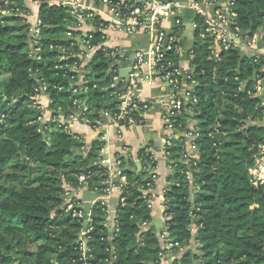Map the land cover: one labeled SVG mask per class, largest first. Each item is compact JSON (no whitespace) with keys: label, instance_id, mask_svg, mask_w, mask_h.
Segmentation results:
<instances>
[{"label":"trees","instance_id":"1","mask_svg":"<svg viewBox=\"0 0 264 264\" xmlns=\"http://www.w3.org/2000/svg\"><path fill=\"white\" fill-rule=\"evenodd\" d=\"M36 1L38 39L31 37L29 22L20 15L21 2L0 0V264H158L160 253L177 252L176 247L161 249L162 239L179 248L196 245L174 264H264V185L253 191L248 175L264 144V93L263 100L255 95L256 83L264 78V58L255 61L249 51L228 48L210 59L211 41H196L190 80L196 103L184 101L181 114L172 119L180 138L169 140L165 148L172 184L163 196L164 234L142 231L151 219L152 175L117 155L121 176L115 184L124 205L118 204L111 236L106 205L98 202L91 208L92 231L83 240V252L85 222L64 213V203L82 187L99 194L107 187V168L99 164L102 145L94 142L84 152L78 135L37 122L33 90L36 80L43 79L53 115L59 110L68 117L73 101L79 100L89 108L91 126L97 127L104 112L120 113L126 88L109 87L117 69L101 48L104 35L97 30L88 36L98 48L86 65L87 90L74 95L76 80L70 78L77 74L69 67L81 65L78 33L65 37L71 17L64 7ZM233 12V33L250 40L260 32L264 37V0H235ZM178 46L165 54L156 73L173 71L169 67L177 63ZM129 115L143 124L144 112ZM190 129L197 157L188 168L184 134ZM80 175L87 176L84 186Z\"/></svg>","mask_w":264,"mask_h":264},{"label":"built area","instance_id":"2","mask_svg":"<svg viewBox=\"0 0 264 264\" xmlns=\"http://www.w3.org/2000/svg\"><path fill=\"white\" fill-rule=\"evenodd\" d=\"M17 1L21 2L20 15L29 22L31 17L30 5L35 9H38V2L36 0ZM234 3L235 0H192L191 2L181 5L178 3V0H118L116 3H111L110 0H101L99 5L105 7L106 12L109 13L110 18L107 20L103 17L104 15L97 14L95 11L89 9H83L79 0H50V5L64 7L71 17L70 27L65 33V37L71 39L73 37V32L78 33L75 37L82 55L80 56V66L74 64L69 67V70L72 73L77 74V77L75 76V78H70V80L75 79V83L77 85L73 87L72 93L74 95H78L81 91L87 90V87H85L86 82L84 81L85 76L79 77V69L82 66V59L86 57L91 58L98 48V46L96 48L91 45V42L88 39V36L90 38V32L83 36V32L87 27L91 26L92 30H98L103 35L104 31L108 27L113 26L122 30L126 35H135L138 31L142 30L152 37V47L146 52L138 51L135 54V62L131 66V72L128 75L127 83L122 78L118 77V70L117 74L112 76L109 87L116 88L120 86L122 88L124 86L126 91L120 96V113L118 115H112L109 112L103 113V116L110 115L113 119V124L120 129L129 125H137L131 119L130 115L128 116V114L135 111L145 113V111L149 108L148 103L141 102L133 96L139 86V83L144 79L143 72L146 70L156 73L161 62L165 58V54L172 50V47L166 46L164 43V35L159 29L160 23L163 19L173 13H175L176 16H180L182 14V8L192 10L196 14V17L200 20V24H198L199 30L197 29L198 35L201 41H211L210 59H218L220 53L228 48L249 51L252 53L255 61H258L261 57L264 58V56L259 53V48L255 45L257 37L250 40L238 36L231 30L232 18H235V14L233 12ZM15 10L18 11V9ZM97 20L98 22H96ZM104 22L107 24L105 25ZM40 25L41 23L37 18L33 26H30L29 31L32 38H39ZM259 37L260 36H258V38ZM103 39L105 41V35ZM101 48H104L103 44L101 45ZM104 50H106L107 56L113 58V61L117 59L123 61L125 60V56L116 49L108 50L104 48ZM61 59L65 60L66 57L63 56ZM171 68L172 67H169V70H171ZM109 73H111L110 70H108V74ZM32 76H35L34 73ZM166 76L169 79L168 82L171 86L172 95L170 96L171 98L167 104L163 118L166 123L165 128L175 130L172 119L181 114L184 101H192V103L195 104L196 99L193 97V88L191 91L183 95L181 94L180 82L177 79L178 77L174 76L172 71H170V73H166ZM151 80L152 78L148 77L147 82H150ZM261 81H264V78L258 81L259 87L255 88L256 97L258 92L264 90V87L261 85ZM36 83L37 86L33 90L34 94L31 98V105L36 110L40 111V115L36 120L37 122L54 123L57 128H62L67 132H71L72 127L79 124L96 128L91 126L90 120L88 119V114L90 113L88 106L80 103L79 100L73 101L74 112L68 117H64L59 110L56 111L57 114L53 115V112L48 109L49 100L46 84L41 78H38ZM191 84L194 86V82H191ZM126 115L127 117H125ZM184 137L188 140L187 148L190 152L188 150L186 151L190 154L188 155L186 152V155L183 157V161L189 165L191 160L197 157L196 146L194 144L196 135L193 129H190L189 132L184 134ZM169 144V141H167L166 146H169ZM258 148V155L252 161L248 169L250 182L255 188H260L264 185V144L259 145ZM166 155L167 154L165 152V156ZM99 164L107 168L108 185L103 189L101 194H99L100 197L97 200V203L100 202L102 205H107L108 199L118 194L119 203L124 205V199L121 198L120 187L115 184L121 176V162L116 156L114 159L101 158V160H99ZM114 168L116 169L115 171ZM152 178L154 179V175H152ZM86 179L87 176L80 175L79 184L84 186ZM143 193H146V191H143ZM147 207L149 209L152 207L151 198L148 200ZM80 208L79 202L72 199L64 206V213H69L72 218L82 220L83 223H86L85 229L80 237V240L82 241L81 250L85 252L86 247L83 240L92 231V226L90 225V215H85ZM173 247L179 248V245L177 243L168 245V249ZM165 254L166 253H160L159 256H163Z\"/></svg>","mask_w":264,"mask_h":264},{"label":"crops","instance_id":"3","mask_svg":"<svg viewBox=\"0 0 264 264\" xmlns=\"http://www.w3.org/2000/svg\"><path fill=\"white\" fill-rule=\"evenodd\" d=\"M83 9L95 11L97 14L104 15L107 20L110 18L109 13L106 12L105 7L100 6L95 0H79ZM192 0H178V3L191 2ZM182 14L176 16L175 13L163 19L160 23V31L164 35V43L166 46L172 47L175 43L179 46L176 47L177 63L173 66L172 73L178 77L180 82V92L185 94L193 88L190 80L194 73L192 66V50L196 41H201L196 33L198 32V21L196 14H192V10L182 8ZM31 17L29 19L30 26H33L35 20L38 18V9L30 5ZM234 18H232V21ZM198 29V30H197ZM94 33L92 27H87L83 36L87 33ZM105 41L103 47L108 50L116 49L125 56V60L112 61L111 67H116L118 70V77L124 80V75L131 72V66L135 62V54L138 51L146 52L152 47V37L142 30L138 31L135 35H126L122 30L116 27H108L104 31ZM259 38L255 40V45L260 41L264 46V37L259 33ZM173 48V47H172ZM259 53L264 56V48H259ZM92 58V57H91ZM90 57L82 59V66L79 69V77L86 75V65L91 60ZM144 79L139 83L136 92L133 96L141 102L149 104V108L145 111L143 118L144 122L141 125H129L127 127L118 128L113 124V119L110 115H104L102 122L96 127L92 128L86 125H76L72 127L71 132L78 135L83 143L84 152H87L94 142L102 145L100 155L102 159H114L117 155L124 156L127 160L134 163L137 171L144 170L148 175H154L153 185L148 191L152 201L150 208L151 219L147 226L142 228V231L152 230L157 236L161 237L164 234V217L163 211L165 203L163 196L172 184V169L168 165L165 148L169 140H178L180 134L175 130L166 129L165 121L163 118L167 104L172 95L169 79L164 73H154L152 71L143 72ZM148 77L152 80L147 82ZM263 79V78H262ZM125 81V80H124ZM126 82V81H125ZM127 83V82H126ZM264 87V81H261ZM259 87V82L256 83L255 88ZM264 90L258 92L257 97L263 96ZM263 100V99H262ZM120 101V100H119ZM194 126V122L190 123ZM186 150L189 149L186 147ZM187 152V151H186ZM190 152V151H189ZM188 153V152H187ZM190 153H188L189 155ZM145 156L146 158L144 159ZM185 163V162H184ZM116 169L114 168V171ZM100 195L94 190L87 188H80L68 197L64 206L69 200H76L79 202L80 207L85 215H90L91 208L97 203ZM119 204V195H115L108 199L106 205V226L109 230V236L113 233L115 227V215ZM85 205H89L88 213L84 212ZM192 233L195 235L196 228H192ZM161 249H168V245L164 239L160 241ZM195 250V243H190L188 248H178L174 254L168 253L159 257L158 264H174L176 260L186 250ZM163 253V252H162Z\"/></svg>","mask_w":264,"mask_h":264},{"label":"water","instance_id":"4","mask_svg":"<svg viewBox=\"0 0 264 264\" xmlns=\"http://www.w3.org/2000/svg\"><path fill=\"white\" fill-rule=\"evenodd\" d=\"M191 13L194 14L193 11H192ZM257 47H258V48H264V46L262 45V43H261L260 41L257 42ZM173 69H176V67H172V68H171V70H173ZM124 76H125V77H124V80H125L126 82H128L127 74H125ZM257 98L260 99V100H262V99H263V96H259V97H257ZM104 158L106 159V156H104ZM188 168H190V165H188ZM256 189H259V187H258V188H255V187L252 188L253 191L256 190ZM88 211H89V205H85V207H84V212H85V213H88ZM85 225H86V223H84V228H83V229H85Z\"/></svg>","mask_w":264,"mask_h":264}]
</instances>
